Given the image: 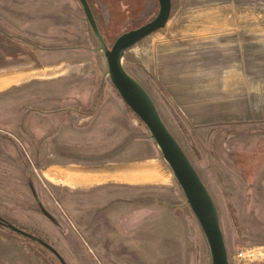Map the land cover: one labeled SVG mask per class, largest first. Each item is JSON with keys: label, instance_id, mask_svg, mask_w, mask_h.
<instances>
[{"label": "rangeland", "instance_id": "obj_1", "mask_svg": "<svg viewBox=\"0 0 264 264\" xmlns=\"http://www.w3.org/2000/svg\"><path fill=\"white\" fill-rule=\"evenodd\" d=\"M90 2L109 47L159 11L158 0ZM7 3L0 0V217L67 264H212L169 165L105 75L79 1L15 0L20 18ZM172 6L165 28L129 49L124 66L207 186L228 251L254 249L260 260L251 264H264V0ZM54 113L65 121L55 118L38 137L27 130L29 117ZM54 163L93 169L100 185L55 184L46 168ZM106 207L117 214L111 226L100 225ZM0 241V264H61L8 228Z\"/></svg>", "mask_w": 264, "mask_h": 264}, {"label": "water", "instance_id": "obj_2", "mask_svg": "<svg viewBox=\"0 0 264 264\" xmlns=\"http://www.w3.org/2000/svg\"><path fill=\"white\" fill-rule=\"evenodd\" d=\"M86 20L97 40L98 50L105 59V75L114 86L122 101L141 120L149 132V138L158 146L169 165L174 178L181 187L186 203L194 213L205 236L212 264H231L230 252L226 246L217 206L200 174L187 153L163 120L159 108L144 85L124 66L126 52L145 38L165 28L172 13V0H158V15L146 24L121 34L109 47L88 0H78ZM127 145V144H126ZM97 157L102 159L119 152ZM94 159V158H92ZM44 215L51 216L43 209ZM11 231L41 245L52 253L61 264H67L62 255L46 240L11 223H4Z\"/></svg>", "mask_w": 264, "mask_h": 264}, {"label": "crops", "instance_id": "obj_3", "mask_svg": "<svg viewBox=\"0 0 264 264\" xmlns=\"http://www.w3.org/2000/svg\"><path fill=\"white\" fill-rule=\"evenodd\" d=\"M14 1L15 0H9L10 3H7V6L5 7V9L10 12L11 16H14L15 18H17V17L20 18L19 16H21L20 15L21 12H22V14H25V13H23V11H21V10H20L21 12H19L17 10L18 9H23L24 10V6L22 7L20 5V3H15L17 5L13 4ZM149 1L151 2L153 0H148V2ZM9 4H11V5H9ZM124 8L129 11L128 7L124 6ZM45 13L46 12L44 11L42 15H46ZM36 15H38V14H36ZM116 101L119 102V100H116ZM253 102L254 101L252 99L251 100H246L245 101V106H246L245 109H249L251 111ZM104 103L105 102H104V99H103V101L100 103V107L98 109L96 117L101 112V110L103 109V104ZM239 107H241V106H239ZM260 107H261L260 108L261 109V113L263 112V114H264V97H263V99H261ZM119 109L123 113V106H119ZM63 121H65V120H63ZM46 168L48 170H51V173H52L53 179H54V183L58 184V185H61V186H64V187H69V188H72V189H80L81 190V189L93 188L96 185H100V183L93 184V181L95 179L98 180V179L101 178V176H100L101 174L100 173L98 174L93 169H87V168L79 167L77 165H70V164H66L65 165V164H60V163L49 164V165L46 166ZM103 210L100 213V225L101 226H106V225L107 226H111V223H110L112 221L111 218L116 217L117 214L115 215L113 213L114 210H111L110 208H108L106 211H103Z\"/></svg>", "mask_w": 264, "mask_h": 264}, {"label": "flooded vegetation", "instance_id": "obj_4", "mask_svg": "<svg viewBox=\"0 0 264 264\" xmlns=\"http://www.w3.org/2000/svg\"><path fill=\"white\" fill-rule=\"evenodd\" d=\"M52 112H54V111H52ZM55 118H59L60 121L63 120V119H61L59 114H56V113H54L52 115L38 114V118L29 117L26 121V125L28 126L27 130L30 132L31 135L36 136V137L44 135V133L49 128V126L50 127L52 126V125H50V123H53ZM117 203H119V202H117ZM103 209H104L103 211H106L108 208L106 207ZM95 218H98V217L96 216ZM95 220H93V221L95 222Z\"/></svg>", "mask_w": 264, "mask_h": 264}, {"label": "built area", "instance_id": "obj_5", "mask_svg": "<svg viewBox=\"0 0 264 264\" xmlns=\"http://www.w3.org/2000/svg\"><path fill=\"white\" fill-rule=\"evenodd\" d=\"M260 253L256 250L239 249L230 254L231 264H251L260 260Z\"/></svg>", "mask_w": 264, "mask_h": 264}, {"label": "trees", "instance_id": "obj_6", "mask_svg": "<svg viewBox=\"0 0 264 264\" xmlns=\"http://www.w3.org/2000/svg\"><path fill=\"white\" fill-rule=\"evenodd\" d=\"M88 2H89V4H90V6H91V8H92V10H93V13H94V15H96V13H95V10H94V8L92 7V5H91V2H90V0H88ZM172 5H173V0H172ZM173 7V6H172ZM96 19H97V17H96ZM154 19V18H153ZM152 19V20H153ZM151 21V20H150ZM97 22H98V24H99V21H98V19H97ZM0 221H2V222H4V223H11V224H13L14 226H16V227H18L14 222H9V221H7V220H5L3 217H0ZM0 227L1 228H6L5 227V225L3 224V223H1L0 222ZM18 228H21V227H18ZM21 229H23V228H21ZM10 230V229H9ZM23 230H25V229H23ZM13 232V231H12ZM29 232V231H28ZM31 233V232H30ZM33 234V233H32ZM35 235V234H34ZM39 245V244H38ZM41 246V245H40Z\"/></svg>", "mask_w": 264, "mask_h": 264}]
</instances>
